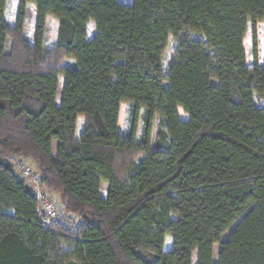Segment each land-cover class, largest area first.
<instances>
[{"label": "trees", "instance_id": "16d2710c", "mask_svg": "<svg viewBox=\"0 0 264 264\" xmlns=\"http://www.w3.org/2000/svg\"><path fill=\"white\" fill-rule=\"evenodd\" d=\"M7 4L0 264H264V0H19L15 26ZM24 166L59 196L46 229Z\"/></svg>", "mask_w": 264, "mask_h": 264}, {"label": "rangeland", "instance_id": "374dc122", "mask_svg": "<svg viewBox=\"0 0 264 264\" xmlns=\"http://www.w3.org/2000/svg\"><path fill=\"white\" fill-rule=\"evenodd\" d=\"M121 3H126L129 4L131 3L132 0H118ZM18 5H19V0H8V4L6 7V11H5V19L7 20V22L11 25V26H15L16 20H17V14H18ZM29 11H30V15L31 17L28 18V20L26 21V30H27V35L29 38L30 43L33 42L34 40V32H35V24H36V12L33 6H29ZM48 24H49V34H48V39H47V47L51 48L54 46L55 41H56V31H57V21L49 19L48 20ZM93 33V28L91 25H88L87 27V34L88 37H91ZM263 38L261 41V51H260V55H259V60L260 62L262 61V59L264 58V33L262 34ZM248 47H251V42L248 40ZM174 48V44L170 43L168 49L166 50L164 56H163V60H162V64L163 67L166 69L167 66L169 65L171 59H172V51ZM72 64V61H64V63L62 64V66H70ZM128 105L123 104L120 107V111H119V117H118V123H117V128L118 130L125 134L128 128ZM178 113V118L180 120H186L187 116L185 114H183V112L181 111V109L177 110ZM82 126H83V121L82 119H79L77 122V135L79 134V132L82 130ZM141 128H142V122L141 120L139 121V125H138V131H137V138L140 139L141 138ZM157 129V124L155 123L153 132H152V137H151V142L152 144L155 141V132ZM31 168H33V166L31 164H28ZM17 170V169H16ZM29 184V183H28ZM104 188V187H102ZM43 192L47 193L46 191L42 190ZM102 194H104V190L102 189ZM50 195V194H49ZM51 196L55 202V204L57 205L58 208V212L60 215H64L62 213V209H61V203L59 200V196L57 193H51ZM170 238H166L165 239V243H164V250L168 251L170 249ZM215 251H214V260H215ZM196 259L195 257H193V264H195Z\"/></svg>", "mask_w": 264, "mask_h": 264}, {"label": "built area", "instance_id": "2783aa9c", "mask_svg": "<svg viewBox=\"0 0 264 264\" xmlns=\"http://www.w3.org/2000/svg\"><path fill=\"white\" fill-rule=\"evenodd\" d=\"M21 173L29 181V185L35 191L40 203V223L42 227L46 229L52 224H56L59 221L60 214L52 196L41 190L38 185L37 176L32 173L29 167H22Z\"/></svg>", "mask_w": 264, "mask_h": 264}]
</instances>
